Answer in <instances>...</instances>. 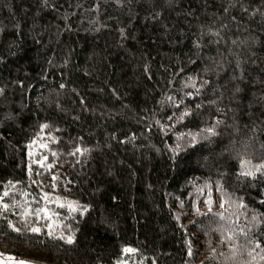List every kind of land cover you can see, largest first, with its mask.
<instances>
[{
  "label": "trees",
  "instance_id": "1",
  "mask_svg": "<svg viewBox=\"0 0 264 264\" xmlns=\"http://www.w3.org/2000/svg\"><path fill=\"white\" fill-rule=\"evenodd\" d=\"M0 197L13 254L264 264V0H0Z\"/></svg>",
  "mask_w": 264,
  "mask_h": 264
},
{
  "label": "rangeland",
  "instance_id": "2",
  "mask_svg": "<svg viewBox=\"0 0 264 264\" xmlns=\"http://www.w3.org/2000/svg\"><path fill=\"white\" fill-rule=\"evenodd\" d=\"M126 249H132V247L128 245ZM0 264H56V263L36 259L28 255H17L10 253L7 250H5L2 244V247H0ZM115 264H131V263L127 260L126 257H123Z\"/></svg>",
  "mask_w": 264,
  "mask_h": 264
},
{
  "label": "snow or ice",
  "instance_id": "3",
  "mask_svg": "<svg viewBox=\"0 0 264 264\" xmlns=\"http://www.w3.org/2000/svg\"><path fill=\"white\" fill-rule=\"evenodd\" d=\"M209 131H211V130H209ZM259 170H260V169L257 168V171H259ZM245 174H246V175H253L254 173H253V172H247V173H245ZM4 196H8V193L5 192V193H4ZM0 199H2V197H0ZM3 207H4L5 209H7V208L9 207V205H8V204H4ZM17 231H18V230H17ZM32 231H34V232H38V231H40V229H39V228H33ZM68 242H69V243L72 242V238H71V237L68 238ZM127 251L131 252L132 249H128Z\"/></svg>",
  "mask_w": 264,
  "mask_h": 264
}]
</instances>
